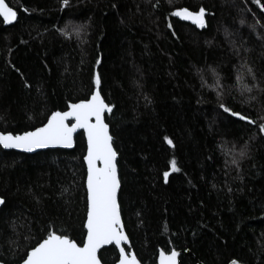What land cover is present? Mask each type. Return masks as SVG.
<instances>
[{"label": "trees", "instance_id": "obj_1", "mask_svg": "<svg viewBox=\"0 0 264 264\" xmlns=\"http://www.w3.org/2000/svg\"><path fill=\"white\" fill-rule=\"evenodd\" d=\"M5 1L18 17H0V132L89 99L99 73L126 251L141 264L160 250L180 264H264V0ZM200 7L204 27L172 15ZM85 155L83 133L70 151L0 146V262L22 264L49 231L86 236ZM99 256L119 260L115 246Z\"/></svg>", "mask_w": 264, "mask_h": 264}, {"label": "snow or ice", "instance_id": "obj_2", "mask_svg": "<svg viewBox=\"0 0 264 264\" xmlns=\"http://www.w3.org/2000/svg\"><path fill=\"white\" fill-rule=\"evenodd\" d=\"M68 2L69 0H63L65 5ZM259 2L260 0H257V3ZM205 11L203 7L196 12L188 8H180L172 15L191 20L198 26L204 27ZM0 17L5 23H10L17 19V12L5 0H0ZM171 26L169 24V27ZM94 82L97 90L92 92L90 99L69 104L68 111H53L47 118V123L41 127L15 135L12 132H0V145L4 148L23 149L29 152L49 145L71 147L73 133L77 129H83L87 137V155L84 157L88 165L87 217L84 224L87 230L86 236L77 243L68 234L49 231L46 237L39 240L26 253V259H23L22 264H101L97 252L103 245L109 244H114L119 249L118 264H141L135 254L126 252L125 247L121 246L122 243L128 242L129 237L124 231L121 207L117 198L120 188L116 165L117 151L113 147L109 125L104 119L105 112H112V105L106 103L101 96L99 73L95 75ZM221 107L223 108L224 105L221 104ZM225 111L231 112L232 116L239 117L241 120L249 119L240 112L228 108H225ZM69 117L74 118L75 122L67 123ZM259 127L264 132V123H261ZM164 139L167 144L174 146L172 139L167 136ZM97 162H100L102 167H98ZM170 163L172 171H180L175 159H172ZM163 175L167 181L169 173L165 171ZM3 204H5L4 197L0 196V205ZM177 256L178 253L175 250H172L170 254L161 251L159 264H177ZM231 264H238V261L233 260Z\"/></svg>", "mask_w": 264, "mask_h": 264}, {"label": "water", "instance_id": "obj_3", "mask_svg": "<svg viewBox=\"0 0 264 264\" xmlns=\"http://www.w3.org/2000/svg\"><path fill=\"white\" fill-rule=\"evenodd\" d=\"M6 2V1H5ZM7 3V2H6ZM8 4V3H7ZM191 11V10H190ZM194 12V11H193ZM206 16H207V12H205V22H206ZM18 17V16H17ZM2 18V17H1ZM180 20H182L183 22H186V23H193L191 20H184V19H181L180 17H178ZM3 19V18H2ZM17 20V19H16ZM16 20L15 21H12V22H10V23H5L6 25H12V24H14L15 22H16ZM97 90V88L95 89V91ZM102 96V95H101ZM103 97V96H102ZM91 98V97H90ZM89 98V99H90ZM69 109H67L66 111H68ZM111 113V112H110ZM107 114H109V112H105V114H104V119H105V123H107L106 122V118H105V116L107 115ZM75 122V120H74V118H72V117H69V119H68V121H67V123H69V124H71V123H74ZM47 123V122H46ZM108 124V123H107ZM80 133H83V135H84V138H85V142H86V155H87V137H86V135H85V133H84V130L83 129H77L76 130V132H74L73 133V144H72V146L71 147H66V146H63V145H49L48 147H46V148H39V149H34L33 151H31V152H29V151H25V150H23V149H15V148H4L3 147V145H0L1 146V148L3 149V150H6V151H16V152H21V153H25V154H36V153H38V152H41V151H46V150H52V149H62V150H73L74 148H75V146H76V136L78 135V134H80ZM109 134L111 135V129H110V126H109ZM112 136V135H111ZM113 147H114V145H113ZM115 149V148H114ZM85 155V156H86ZM117 160H118V154H117V157H116V165H117ZM84 162H85V166H86V171H87V168H88V165H87V162L85 161V159H84ZM97 166L98 167H102V164L100 163V162H97ZM117 175H118V178H119V172H118V166H117ZM119 180H120V178H119ZM120 189H121V182H120V188H119V190H118V194H117V198H118V202H119V193H120ZM86 190H87V176H86ZM2 207V205H0V208ZM121 219H122V222H123V218H122V214H121ZM85 223H86V221H85ZM123 224H124V222H123ZM87 231V230H86ZM124 231H125V233H126V230H125V227H124ZM126 235H127V233H126ZM128 236V235H127ZM130 245V239L128 240V242L127 243H122V245L121 246H123V247H125V246H129ZM110 246H115L114 244H109V245H103L99 250H98V252H97V255H98V258H100V252L102 251V250H104V249H106V248H109ZM116 247V246H115ZM116 249L118 250V252H119V249L116 247ZM126 250V249H125ZM161 251H163V250H160L159 251V254H160V252ZM127 252V251H126ZM177 253H178V256H177V264H180V256H181V252H179V251H176ZM130 254H135V252H134V250H131L130 252H129ZM166 253V252H165ZM166 254H170V253H166ZM136 255V254H135ZM137 257V256H136ZM137 259H138V257H137ZM101 260V259H100ZM139 260V259H138ZM0 264H4V263H2V262H0ZM101 264H103L102 263V261H101ZM116 264H118V261L116 262ZM156 264H159V255H158V259H157V263Z\"/></svg>", "mask_w": 264, "mask_h": 264}]
</instances>
